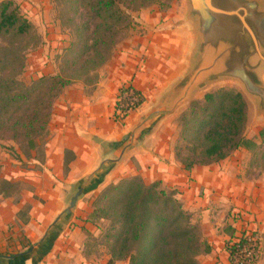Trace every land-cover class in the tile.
Wrapping results in <instances>:
<instances>
[{
    "label": "trees",
    "instance_id": "trees-1",
    "mask_svg": "<svg viewBox=\"0 0 264 264\" xmlns=\"http://www.w3.org/2000/svg\"><path fill=\"white\" fill-rule=\"evenodd\" d=\"M61 19L70 28L72 40L61 56L60 72L43 76L28 87L18 76L25 69V52L18 45L31 37L34 25L13 0L0 3V140H11L36 149L49 133L56 101L64 90L78 82L98 83L99 70L111 59L121 35L133 25L132 12L154 5L168 10L173 0H57ZM92 86V87H94ZM133 93L140 103L128 105L118 115L123 96ZM127 103V102H126ZM145 103L133 86H123L115 104V121H125ZM248 109L241 93L220 89L195 102L182 115L181 143L176 158L186 170L209 166L227 159L241 148L256 147L245 137ZM263 138L264 158V131ZM260 147V146H259ZM187 153L186 156L184 154ZM75 159L65 151V174ZM1 172V165H0ZM19 183L0 178V194L6 198L19 192ZM93 216L108 221L105 238L110 247L107 264H199L198 258L210 251L198 224L185 210L176 190L161 181L147 184L140 176H130L111 184L98 195ZM85 230V229H84ZM225 243L229 261L237 251L232 244L235 230L229 227ZM60 233H48L44 251L50 250ZM253 261L251 264H256Z\"/></svg>",
    "mask_w": 264,
    "mask_h": 264
},
{
    "label": "crops",
    "instance_id": "crops-1",
    "mask_svg": "<svg viewBox=\"0 0 264 264\" xmlns=\"http://www.w3.org/2000/svg\"><path fill=\"white\" fill-rule=\"evenodd\" d=\"M13 1L33 25L50 22L54 6L52 0ZM174 25L169 22L158 35L137 36L134 44L124 45L120 56L113 61V58L110 59L101 68L104 77L95 85L90 96L84 95L85 84L75 83L58 98L61 108L58 119L62 133L57 139L60 143L56 149L53 146L49 148L47 166L64 171L65 151H71L75 159L65 174L68 175L67 180L47 170L44 179L52 184V188L47 196L49 204L43 212H31L26 216L9 200L0 199V264H107L110 255L102 256V251L95 253V249H88V242L82 233L91 230L85 223L86 229L80 224L70 229V223L55 239V245L50 250L44 251L43 247L51 226L48 222L56 219L64 207L63 184L69 181V184L78 183L108 160L118 159L119 162L99 187L100 191L124 178L140 176L146 183L161 181L165 188L176 190L185 210L193 216L194 223H197L194 220L196 213L202 211L204 217L209 214L213 216L212 212H216L230 199L236 206L254 212L250 197L240 200L243 192L239 191L238 185L227 174L229 159L217 165L195 167L188 171L175 159L168 145L159 140L157 132L145 137L125 153L112 151L109 147L111 142L122 139L130 132L138 119L148 112H137L139 118L132 117L131 113L124 122L115 121V104L123 86H133L143 96L151 97L149 102L155 104L185 74L193 43L192 35L188 34L187 27L182 23L175 29ZM74 93L78 97L72 96ZM134 162V170H128ZM82 201L78 202V208ZM213 206H216L215 210ZM237 212L240 214L242 211ZM257 217L262 221L261 216ZM244 225L261 234L259 230L252 229L255 225H248V222ZM228 226L235 233L241 230L240 224L233 221H228ZM221 228L211 226L206 228L209 231L202 230L210 251L198 258L199 264H230L225 250L229 235ZM257 264H264V259Z\"/></svg>",
    "mask_w": 264,
    "mask_h": 264
},
{
    "label": "rangeland",
    "instance_id": "rangeland-1",
    "mask_svg": "<svg viewBox=\"0 0 264 264\" xmlns=\"http://www.w3.org/2000/svg\"><path fill=\"white\" fill-rule=\"evenodd\" d=\"M52 2L54 6L49 19L50 22L45 24H34V34L18 44L23 47L27 44L29 47L25 52V69L18 76V80L25 88L33 81L43 76L56 75L60 72L61 56L72 40L70 28L66 26L63 18L61 19V4L57 0H52ZM184 13L185 0H173L172 6L165 11L159 6L154 5L132 12L133 25L121 35L111 57V59L113 58L111 61L117 59V56H120V51L124 45L128 43L134 44L137 36L158 35L163 32V27L169 22L173 23V25L175 24L174 29L180 26L181 23L184 25ZM0 43L4 46L6 40L2 41L0 39ZM98 74L99 78L97 81L99 82L101 78L104 77L101 69ZM78 83L80 84L82 82ZM87 85L89 86H86V90L84 91L86 97L90 96L95 88L93 84L92 86L94 87L90 86L91 84ZM220 89H234L239 91L237 87L224 86L213 89L211 93ZM72 96L78 97V94L74 93ZM144 97V105L140 110L132 113V117L135 118L136 116L139 118L140 116L137 112H147L153 106L154 103L149 102L151 97ZM204 97L205 96L198 98V100L193 103L203 102ZM192 104L180 110L175 115L166 118L159 125L157 130L159 140L168 145L169 151L174 153L175 159L180 164H182L181 161L176 158V147L182 145L180 118L190 109ZM246 104L248 109V120L245 137L257 146L241 148L232 153L227 158L230 161V169L227 174L231 176V179L238 185L239 191L243 192V196H239L240 200L244 197H250L251 205H254L255 210L253 209L254 212L251 210L247 211L244 207L236 206L235 203H231L230 199L229 202L226 204L224 203V206L217 208L218 210L216 212H212L214 213L213 216L209 214V216L204 217L203 212L199 211L196 213L197 215H194V220L197 221L195 224H198L201 228L203 227L202 230L209 231L206 230V228L209 229V227L214 226V228L218 229V226H220L222 227L221 230L225 233L230 231L228 221H233L236 224L239 223L240 229L246 228L244 224L248 222V225H255L252 229H257L261 232L264 247V158L262 157L263 138L261 137V132L264 131V118H260L256 115L254 107L247 100ZM60 112L61 108L58 100L53 110V122L50 131L44 139L37 142V147L34 150H30L26 144L20 145L11 140H0V178L9 182L19 183V192H15L14 195L8 198L0 194V199L9 200L13 205L19 207L26 216L31 212L39 214L43 212L44 209H47V204H49L47 196L52 188V184L44 179V176L47 175V170H50L51 174L54 176L64 177L65 180H67L68 177V175H65V171H61L59 168L55 167L49 168L47 166L48 154L50 152L49 148L53 146L54 149H56L57 144L60 143L57 141L62 133L58 119ZM126 124L127 123L123 124V126ZM53 151L55 152L56 150ZM186 155L187 153L184 154V156ZM221 162L222 161L213 163L209 166L217 165ZM132 166L133 167L128 170H134L135 162ZM69 182L64 183L62 187L65 208H61L59 215L66 209L70 203L71 197L81 186L80 183L69 184ZM99 191L98 188L95 193H89L88 196L81 197L83 201L80 203L79 208L78 206L74 208L72 220L74 218L75 220L71 221V226L69 228L71 229L72 226L77 227L80 224V226L83 225L86 229V225H88L91 231L87 230L82 233L86 237L85 241L88 242V249H95V253H100L102 251L101 255L106 256L110 255V247L105 238V232L109 224L108 221L99 220L93 216L94 201L103 189ZM247 193H249V195H247ZM202 194L205 195V192ZM239 197L237 198L239 199ZM215 208L216 206H213L214 210ZM238 210L242 212L239 214V212H237ZM257 215L261 216L262 221H259ZM54 220L49 221L48 225L50 226ZM221 230L219 229V232ZM220 233H222V231ZM53 245H55V243H53ZM263 259L264 248L261 251L257 263ZM116 264L127 263L118 262Z\"/></svg>",
    "mask_w": 264,
    "mask_h": 264
},
{
    "label": "water",
    "instance_id": "water-1",
    "mask_svg": "<svg viewBox=\"0 0 264 264\" xmlns=\"http://www.w3.org/2000/svg\"><path fill=\"white\" fill-rule=\"evenodd\" d=\"M184 19L193 42L185 74L130 132L109 144L112 151L125 153L157 132L166 118L218 87H237L264 118V0H185ZM118 162L108 160L78 182L81 186L48 233H61L71 223L81 197L98 189Z\"/></svg>",
    "mask_w": 264,
    "mask_h": 264
},
{
    "label": "built area",
    "instance_id": "built-area-1",
    "mask_svg": "<svg viewBox=\"0 0 264 264\" xmlns=\"http://www.w3.org/2000/svg\"><path fill=\"white\" fill-rule=\"evenodd\" d=\"M123 99L125 102H121L118 115L123 113L128 105L140 103L139 97L135 96L132 92L126 93ZM119 122L123 121L119 120ZM232 244H236L237 251L233 255L232 263L230 264H251L260 257L263 248V238L258 231L244 228L235 233Z\"/></svg>",
    "mask_w": 264,
    "mask_h": 264
}]
</instances>
